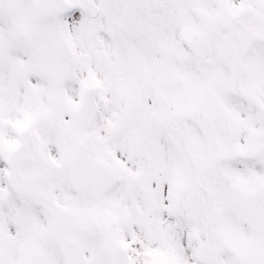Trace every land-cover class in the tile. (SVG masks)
Returning <instances> with one entry per match:
<instances>
[{"label": "snow or ice", "instance_id": "snow-or-ice-1", "mask_svg": "<svg viewBox=\"0 0 264 264\" xmlns=\"http://www.w3.org/2000/svg\"><path fill=\"white\" fill-rule=\"evenodd\" d=\"M0 264H264V0H0Z\"/></svg>", "mask_w": 264, "mask_h": 264}]
</instances>
